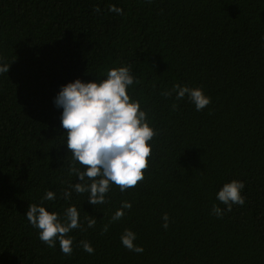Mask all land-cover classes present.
Returning <instances> with one entry per match:
<instances>
[{
    "label": "trees",
    "instance_id": "obj_1",
    "mask_svg": "<svg viewBox=\"0 0 264 264\" xmlns=\"http://www.w3.org/2000/svg\"><path fill=\"white\" fill-rule=\"evenodd\" d=\"M3 65L0 264H264V0H0ZM119 67L133 75L128 94L156 135L144 180L124 192L111 184L95 206L69 187L80 180L55 99L62 86ZM177 84L211 103L197 111L187 95L177 100ZM233 180L245 184V203L227 211L217 194ZM47 191L55 199L41 204ZM125 201L131 209L112 222ZM30 204L61 222L77 208L70 256L39 239ZM126 229L143 253L123 246Z\"/></svg>",
    "mask_w": 264,
    "mask_h": 264
},
{
    "label": "clouds",
    "instance_id": "obj_2",
    "mask_svg": "<svg viewBox=\"0 0 264 264\" xmlns=\"http://www.w3.org/2000/svg\"><path fill=\"white\" fill-rule=\"evenodd\" d=\"M151 3V0H148ZM113 12L122 13V9L113 6ZM99 11V8L96 9ZM8 65L0 66V74L8 73ZM134 77L128 67L112 68L107 72V78L99 82H75L62 86L55 99L58 108H62L61 123L66 130L67 148L71 153L73 165L70 174H75L80 183L69 187L78 194L89 193L88 202L92 205L104 204L105 196L114 184L122 192L138 186L145 178L144 172L149 167V158L152 154L150 141L156 135L147 121L146 112L141 110L139 101H133L127 89L133 85ZM177 93L176 99L187 95L196 110L205 109L210 103L199 88L192 89L179 84L173 89ZM162 95L170 97L171 92ZM175 108L176 105H173ZM79 163L84 169L75 166ZM88 181H91L89 184ZM245 184L233 180L227 183L218 192L217 199L231 211L233 205H244L245 197L241 190ZM65 198H71V191L63 193ZM55 193L47 191L44 200H54ZM130 202H123L121 209L112 216L111 221H119L125 215L124 209H131ZM212 213L222 217L224 212L218 206H213ZM30 224L39 230V239L50 248H55L59 241L63 254H72V239L66 238L68 234L79 227V212L75 206L65 211V221L61 222L59 214L49 212L43 206L30 204L27 214ZM89 228L95 227L96 219L88 216ZM165 229L168 228L169 217H162ZM107 233L108 225L103 228ZM136 234L126 229L121 236V243L129 251L143 253L144 249L137 246L134 241ZM84 251L94 254V248L87 241H81Z\"/></svg>",
    "mask_w": 264,
    "mask_h": 264
}]
</instances>
